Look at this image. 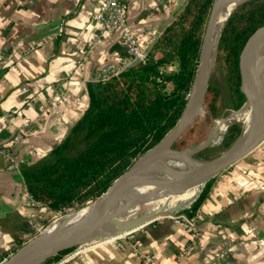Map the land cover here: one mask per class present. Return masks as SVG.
<instances>
[{
  "label": "crops",
  "instance_id": "crops-1",
  "mask_svg": "<svg viewBox=\"0 0 264 264\" xmlns=\"http://www.w3.org/2000/svg\"><path fill=\"white\" fill-rule=\"evenodd\" d=\"M100 2L0 0V256L31 239L33 224L52 212L29 206L20 169H7L9 156L20 165L45 156L86 109L87 84L125 56L120 30L97 28ZM174 5L125 0L128 25L157 38ZM186 208L198 231L191 250L190 229L158 218L123 238L80 245L58 264H140L138 252L153 254V264H264V141L204 184Z\"/></svg>",
  "mask_w": 264,
  "mask_h": 264
},
{
  "label": "trees",
  "instance_id": "trees-1",
  "mask_svg": "<svg viewBox=\"0 0 264 264\" xmlns=\"http://www.w3.org/2000/svg\"><path fill=\"white\" fill-rule=\"evenodd\" d=\"M212 3L185 0L143 61L109 80L87 84V107L65 137L42 158L20 166L24 186L34 201L52 211L92 202L174 126L194 81ZM263 24L264 0H249L232 10L220 31L215 53L225 58L236 109L243 100L238 84V54L250 33ZM217 97L218 91L208 83L204 104L212 115L217 114ZM235 127H228L225 139L235 137ZM183 146L180 138L173 144L176 149ZM19 246L9 249L10 253Z\"/></svg>",
  "mask_w": 264,
  "mask_h": 264
},
{
  "label": "water",
  "instance_id": "water-1",
  "mask_svg": "<svg viewBox=\"0 0 264 264\" xmlns=\"http://www.w3.org/2000/svg\"><path fill=\"white\" fill-rule=\"evenodd\" d=\"M246 1L249 0H213L202 35L196 74L185 106L174 126L161 140L138 156L98 198L84 205H89L90 209L83 217L58 230H44L0 260V264H46L49 259L61 252L98 239L101 229L118 227L126 231L125 235H122L126 236L158 218L172 216L190 204L208 180L244 158L264 141L263 24L250 33L238 54L239 90L243 95V102L239 108L240 110L249 108L251 117L250 127L245 137L240 142L238 138L221 153L201 162L195 158V155L212 142L214 138L212 132L196 145L181 149L173 147L204 104L220 35L219 31L215 36V25L220 8L233 4V10ZM168 160H178L183 166H171L166 162ZM152 168H156L157 173L147 172ZM135 186H147L153 189L139 198V203L142 204L151 195H177L188 189H196V192L193 196L161 213L153 214L147 210L130 217L133 213L124 214L129 206H125L123 211H113V205L117 204L123 195L130 193Z\"/></svg>",
  "mask_w": 264,
  "mask_h": 264
},
{
  "label": "built area",
  "instance_id": "built-area-1",
  "mask_svg": "<svg viewBox=\"0 0 264 264\" xmlns=\"http://www.w3.org/2000/svg\"><path fill=\"white\" fill-rule=\"evenodd\" d=\"M167 1L170 2L171 0ZM95 20L97 23V28L101 32H110L116 29L120 30V39L125 46V56L122 57L117 63L104 64L96 75L94 81L109 80L118 76L120 73L127 70L135 63L143 61L147 55L149 47L156 39L155 35L149 30L144 32H134L131 30L127 22L125 0H101V2L98 4ZM141 38H144L143 43L140 41ZM20 166V160L18 157L16 155H10L7 169L18 171ZM25 194L28 199L29 206L32 208L41 206L38 202L32 199L27 190ZM180 211L181 210H178L174 215L168 216L167 218L171 219L175 224L191 230V237L186 246L187 250H191L196 244L198 237L196 219L194 217L189 218ZM33 225L35 232L33 233L32 237L45 230L43 224L36 223ZM123 237L125 236L119 238ZM118 245L120 246L119 243ZM77 248L78 247H74L67 250L58 258V260L46 264H58L61 260H68L76 253L75 250ZM137 254L140 259V264H153L155 260V256L151 253L138 252Z\"/></svg>",
  "mask_w": 264,
  "mask_h": 264
},
{
  "label": "rangeland",
  "instance_id": "rangeland-1",
  "mask_svg": "<svg viewBox=\"0 0 264 264\" xmlns=\"http://www.w3.org/2000/svg\"><path fill=\"white\" fill-rule=\"evenodd\" d=\"M174 1H175V5L173 8L175 9L174 12V16H175L178 13V11L182 8L185 0H174ZM232 82L233 80L228 71L225 58H223L222 55L219 56L218 54L215 53L208 83L213 85L218 91L217 104H216L217 114L212 115L205 106V104H203L198 115L195 117V119L189 125L188 129L180 138L181 143L184 145L183 147L192 146L205 140L208 137L209 133L212 132V135L214 136L213 141L207 147H205L195 155V158L200 162L212 158L217 154L221 153L222 151H224L226 148L232 145L242 133L244 127V122H243L244 119L241 116L242 113L232 115V118L239 119V121L228 122L227 123L228 126L226 127V130L224 132L225 125L222 119H225L227 116H229L230 114L236 111H240L239 107L237 109L234 108V104L237 102V100H236V95L234 94L233 91ZM238 84H239V80H238ZM233 124L236 125L235 129L238 128V133L231 140H229L228 138L225 139V136H227L228 134V127ZM229 142H231V144L229 146H226V143ZM144 204H142V206L140 205L134 212H132L133 214L129 213L132 214L130 215V217L144 213L152 208L151 204L149 203L148 204L144 203ZM83 207L86 206H80L75 209L68 207L63 210L52 211L49 215H46L43 219H41V222L43 223L44 228H47L48 225H50L55 220L61 218L66 214H70L74 211H77ZM161 218H167V217H161Z\"/></svg>",
  "mask_w": 264,
  "mask_h": 264
},
{
  "label": "bare ground",
  "instance_id": "bare-ground-1",
  "mask_svg": "<svg viewBox=\"0 0 264 264\" xmlns=\"http://www.w3.org/2000/svg\"><path fill=\"white\" fill-rule=\"evenodd\" d=\"M233 4H228L220 8V11L218 13V21L216 22L215 25V36L218 35L219 31H221V28L228 18L229 13L232 12ZM245 111V113H244ZM242 113V118L244 119V127L242 130V135L239 137L238 142H240L246 135V133L249 130L250 123H251V117H250V110L249 108L242 109L240 111H236L229 116H227L225 119H222L224 121V132L226 129V124L231 121H239V119L232 118V115L234 114H239ZM223 132V134H224ZM222 134V136H223ZM221 136V137H222ZM220 137V139H221ZM213 141V140H212ZM218 142V141H217ZM168 164L171 166H183L180 165L178 160H168L166 161ZM149 174H155L157 173L156 168L149 169L147 171ZM152 187H147V186H135L132 187L130 190V193H127L123 195L120 199V201L113 205V211L120 210L123 211V208L125 206H129L127 211L124 212L125 215L134 212L142 203H139V198L142 196V194H145L146 192H150ZM196 192V189H188L187 191L177 194V195H165V194H160V195H151L150 198L146 199L144 203H149L152 205V208L148 211H150L153 214H156L158 212H164L166 210H169L170 208H173L176 204L182 202L183 200H186L188 197L193 196ZM143 203V204H144ZM90 209V206L83 207L77 211H74L70 214H66L62 216L61 218L55 220L52 222L50 225H48L47 228H45L46 231H54L61 229L65 226H68L72 222H75L79 218L83 217ZM126 231L121 230L118 227H112V228H105L100 230V236L98 239L94 240H104V239H116L121 237L122 235H125Z\"/></svg>",
  "mask_w": 264,
  "mask_h": 264
}]
</instances>
